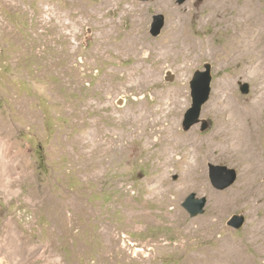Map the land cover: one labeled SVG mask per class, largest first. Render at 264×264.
<instances>
[{"label":"rangeland","instance_id":"1","mask_svg":"<svg viewBox=\"0 0 264 264\" xmlns=\"http://www.w3.org/2000/svg\"><path fill=\"white\" fill-rule=\"evenodd\" d=\"M164 3L0 0V264H206L228 245L264 264V49L227 45L258 35L264 0ZM157 14L166 27L153 37ZM178 34L198 47L165 53ZM206 63L212 128L185 132ZM245 114L256 161L222 153ZM209 164L236 169V184L215 189ZM192 193L208 198L194 218L182 205Z\"/></svg>","mask_w":264,"mask_h":264},{"label":"water","instance_id":"2","mask_svg":"<svg viewBox=\"0 0 264 264\" xmlns=\"http://www.w3.org/2000/svg\"><path fill=\"white\" fill-rule=\"evenodd\" d=\"M147 1V0H144ZM186 0H179L184 3ZM166 27V17L163 14L153 16L150 33L153 37H159L163 29ZM175 73L167 71L165 80L169 83L175 82ZM213 66L210 63L204 65L203 70H197L190 82L192 104L186 111L182 128L185 132H189L193 127L200 125L201 131L206 132L212 128L210 121L202 118L203 108L210 101L212 95L213 83ZM241 92L250 93V85L248 83H240ZM238 171L225 165L209 164V178L213 187L219 191H224L238 180ZM174 179H178L177 176ZM208 198L199 197L196 193L190 194L183 202V208L194 218L203 215L206 211ZM247 219L245 215L235 214L228 221V226L236 230L245 227Z\"/></svg>","mask_w":264,"mask_h":264},{"label":"bare ground","instance_id":"3","mask_svg":"<svg viewBox=\"0 0 264 264\" xmlns=\"http://www.w3.org/2000/svg\"><path fill=\"white\" fill-rule=\"evenodd\" d=\"M159 2H160V4L164 3V0H159ZM162 6L167 7V4L164 3V4H162ZM258 21L260 22L259 24L261 26L258 30L259 31L258 35L254 39H251V40H246V41L240 40L241 42L238 41L239 38L237 39L236 36L231 37L228 44H227L229 53L234 54L235 50H240V49L241 50L242 49H244V50L264 49V18H259ZM245 32H247V30ZM249 32H250V30H249ZM188 40H191V39L185 38V41L183 43V45H185V46H182L179 34H178V36H175V35L170 36V38H168V42H165L164 47H163L165 49V53H168L171 56L172 55L175 56L176 54H181L182 51L184 49H186L185 47H188L189 49H192V50H194L198 47L197 45H195V43L192 40H191V42H189ZM136 41L137 40L134 39L131 42L130 46H129V44L126 46H128L129 49H135L137 47V45L135 44ZM200 46H201V44H200ZM217 52L218 51L214 46L212 48H210V50H208V51L203 50L204 55H208V54L214 55ZM260 103H261V101H259V104ZM233 118L234 119H232V121H233L232 122L233 123L232 128L228 132L230 135V136L228 135L229 142L224 148H222L224 151L222 153L226 154V157H229V151H231L234 148V150H232L233 156H234V153L235 154H243V156L241 155L238 157L243 158L244 156H252L255 159V161L258 160V156H257V150L258 149L256 148V145H257V143H256L257 130L255 127L256 124L252 125L248 121V117H246V114L244 116L243 115L233 116ZM253 122H255V121H253ZM256 123H257V121H256ZM1 155H2V153L0 154V159L1 160L4 159V161H3V163L0 162V164L1 165L4 164L3 165L4 166L3 171H6L7 166H8V161L6 160V158H4V155H2V156ZM5 156H6V154H5ZM230 156L233 157L232 155H230ZM257 192L262 193L261 188H259L257 190ZM224 248L225 249L222 251L220 250V251L212 252V253L207 254V257H205V258L203 257L205 260H207L206 264H232L233 262H235L236 264H249L248 260L245 258V256L242 254V252L239 249L237 250L236 248L229 246V245H228L227 249H226V247H224ZM138 251L142 252V249L139 248ZM201 262L202 261H200V260L198 261L199 264H201Z\"/></svg>","mask_w":264,"mask_h":264}]
</instances>
